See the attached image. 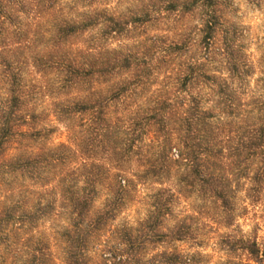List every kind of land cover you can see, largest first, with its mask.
Listing matches in <instances>:
<instances>
[{
	"label": "trees",
	"instance_id": "1",
	"mask_svg": "<svg viewBox=\"0 0 264 264\" xmlns=\"http://www.w3.org/2000/svg\"><path fill=\"white\" fill-rule=\"evenodd\" d=\"M77 1L85 10L74 18L61 16V8L52 9L41 0H0L3 252L15 260L17 230L35 227L59 203L69 213L61 232L63 264H99L90 262L89 246L124 201L129 184L120 173L88 162L82 146L77 154L66 143L35 145L47 132L36 127L39 113L32 100L37 87L26 79L29 62L42 73H54L55 90L62 96L53 103L58 119L71 121L78 115L95 136L89 142L100 133L107 136L100 142L113 152L118 171L123 154L145 141L147 174L161 177L171 166H181L178 184L216 201L225 224H231L239 181L247 180L254 191L264 188V76L257 80L261 93L248 94L244 81L254 62L228 23V0H136L127 12L102 7L106 0ZM45 22L49 24L43 30ZM151 25H165L173 36L153 35L126 50L104 46L114 35ZM98 26L97 36L82 37ZM170 65L174 67L160 78L159 69ZM243 94L248 103L241 101ZM118 110L127 113L113 117ZM119 134L125 136L122 143L117 141ZM103 178L109 179L111 202L92 213ZM32 186L50 188L39 191ZM172 197L166 188L157 190L153 223L135 235L125 233L121 244L126 249L139 255L154 238L181 240L191 234L182 224L166 232L156 229ZM22 241L26 247L31 243L29 237ZM221 242L247 260L264 264V246L256 237L224 235ZM115 250L122 251L119 246ZM48 251L38 242L28 251L25 264H51ZM115 255L102 257L100 264L115 260ZM178 259L177 254L161 251L144 264H175Z\"/></svg>",
	"mask_w": 264,
	"mask_h": 264
},
{
	"label": "rangeland",
	"instance_id": "2",
	"mask_svg": "<svg viewBox=\"0 0 264 264\" xmlns=\"http://www.w3.org/2000/svg\"><path fill=\"white\" fill-rule=\"evenodd\" d=\"M41 1L45 5L51 4L52 9L61 8L59 14L63 17L77 18L85 10L84 3L77 0ZM135 4H137L136 0H106L102 2L101 6L109 10L127 12ZM93 6L97 5L94 4ZM226 17L229 25L239 34L243 51L254 62L250 75L244 81L245 90L248 94L253 92L258 95L262 89L260 88L261 82L257 80L264 76V0H228ZM47 24L49 23H43V30L48 26ZM99 27L87 29L82 37L95 36L99 32ZM165 29H167L165 25L139 27L134 31L110 37L104 46L126 50V48H131L137 42L144 41L145 38L153 35L172 37L173 31H166ZM78 41L75 42L79 43ZM30 64L31 62L28 63L25 71L28 82L37 87V94L32 100L34 110L39 113L36 127H43L47 132L42 138L43 141L40 140L35 145L40 147L43 144L52 146L58 143H66L75 149L77 154H79L82 146V151L88 157V162H94L103 168H108L111 173H120L123 179L129 181L124 201L117 206L112 219H109L97 236L92 238L93 241L88 250L90 262L100 264L103 262L102 257L116 253L115 260L108 259V264H144L152 255L165 251L179 255L178 261L180 263L176 262L175 264H255L241 255L240 251H230L228 246L221 242V236L256 237L257 242L264 246V188L260 191L251 190L247 180L241 179L233 194L231 224L227 225L216 201L198 194L197 191L191 190L184 184H178L179 174L183 170L181 166H171L169 172L161 177L146 173L148 164L143 161V155L146 154L147 149L144 145L147 143L145 141L136 143L131 151L123 154L125 160L121 162V170L118 171L113 152L108 150V146L100 142L107 136L100 133L102 135H97L96 139L92 140L93 142H89L95 136L86 130V122L78 118V115H75L71 121L58 119L55 115L56 112H54L53 103L57 99H62V96H59L55 90L56 77L54 73L51 71L42 73ZM169 67L171 69L174 66L170 65L159 69L160 78L166 74V71L170 70ZM3 87L0 82V95L3 93ZM240 98L243 103L249 101L247 94L241 95ZM204 105L210 107L211 103ZM133 107L134 104L129 110H132ZM126 113L127 110H118L112 116H123ZM123 139L125 136L119 134L117 141L122 143ZM87 143L93 146L90 147ZM171 152L174 153L175 150L173 149ZM108 181L109 179L104 178L101 180L102 183L98 186L93 201L92 213L111 202V193L106 186ZM31 188L44 191L45 189L49 190L50 186L46 188L32 186ZM160 188L168 189L173 197L167 214L160 218V226L156 229L160 232H166L182 224L190 230L191 234L181 240H170L165 237L154 238L152 242L146 243L141 254L135 255L126 249L124 244H121L122 238L125 233L135 235L139 229L150 227L149 225L153 223L151 218L153 215L151 213L153 196ZM44 200L42 199V201ZM58 205L59 203L47 217L39 220L35 227H20L17 230L18 254L15 260L10 257L9 253L5 254V251L3 252L4 245H0V253H2L0 264H25L29 257L28 251L30 252V248L36 247L40 241L49 248L51 264H63L61 232L68 224L69 213L68 209H61ZM24 237H29L31 240L28 247L23 245L22 239ZM116 246H119L122 251H114ZM171 264H174V261Z\"/></svg>",
	"mask_w": 264,
	"mask_h": 264
}]
</instances>
